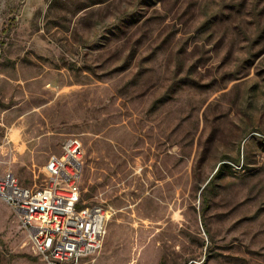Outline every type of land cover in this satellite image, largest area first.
<instances>
[{
  "label": "rangeland",
  "instance_id": "obj_1",
  "mask_svg": "<svg viewBox=\"0 0 264 264\" xmlns=\"http://www.w3.org/2000/svg\"><path fill=\"white\" fill-rule=\"evenodd\" d=\"M70 137L111 212L82 264H264V0H0V174ZM0 264H46L1 200Z\"/></svg>",
  "mask_w": 264,
  "mask_h": 264
},
{
  "label": "built area",
  "instance_id": "obj_2",
  "mask_svg": "<svg viewBox=\"0 0 264 264\" xmlns=\"http://www.w3.org/2000/svg\"><path fill=\"white\" fill-rule=\"evenodd\" d=\"M82 141L67 138L45 166L46 182L28 187L12 172L0 174V200L17 214L32 248L46 264H82L102 246L110 209L81 203Z\"/></svg>",
  "mask_w": 264,
  "mask_h": 264
},
{
  "label": "trees",
  "instance_id": "obj_3",
  "mask_svg": "<svg viewBox=\"0 0 264 264\" xmlns=\"http://www.w3.org/2000/svg\"><path fill=\"white\" fill-rule=\"evenodd\" d=\"M87 7H89V6H86V7H84L83 9H85V8H87ZM235 161H236L237 164H239V160H235ZM225 167H227V164H226V163H223V164L219 167L218 172H217V176H219V175L222 173V171L224 170Z\"/></svg>",
  "mask_w": 264,
  "mask_h": 264
}]
</instances>
